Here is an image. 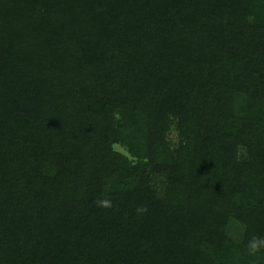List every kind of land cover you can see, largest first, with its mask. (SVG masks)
I'll return each mask as SVG.
<instances>
[{"label": "trees", "instance_id": "1", "mask_svg": "<svg viewBox=\"0 0 264 264\" xmlns=\"http://www.w3.org/2000/svg\"><path fill=\"white\" fill-rule=\"evenodd\" d=\"M252 235L264 0H0V264H264Z\"/></svg>", "mask_w": 264, "mask_h": 264}, {"label": "clouds", "instance_id": "2", "mask_svg": "<svg viewBox=\"0 0 264 264\" xmlns=\"http://www.w3.org/2000/svg\"><path fill=\"white\" fill-rule=\"evenodd\" d=\"M96 205L97 207H101V208H111L112 202H111V199H109L108 197H104V198L98 199L96 201ZM137 211L143 212V211H146V209L140 208V209H137ZM262 250H264V237L252 235V237L249 239L248 244H247L248 254L250 256H255Z\"/></svg>", "mask_w": 264, "mask_h": 264}, {"label": "rangeland", "instance_id": "3", "mask_svg": "<svg viewBox=\"0 0 264 264\" xmlns=\"http://www.w3.org/2000/svg\"><path fill=\"white\" fill-rule=\"evenodd\" d=\"M176 133H177L176 131H173V133L171 134V138L173 139V141H176L177 140ZM115 147L120 152H122L124 154H127V155H130L129 152H128V148L126 146L121 145V144H116Z\"/></svg>", "mask_w": 264, "mask_h": 264}]
</instances>
